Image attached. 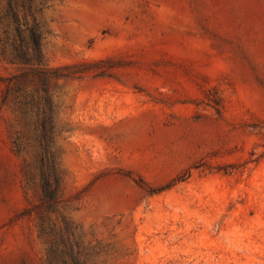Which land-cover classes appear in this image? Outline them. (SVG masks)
<instances>
[{
  "label": "rangeland",
  "instance_id": "rangeland-1",
  "mask_svg": "<svg viewBox=\"0 0 264 264\" xmlns=\"http://www.w3.org/2000/svg\"><path fill=\"white\" fill-rule=\"evenodd\" d=\"M12 1L47 73L0 59V264H264V0Z\"/></svg>",
  "mask_w": 264,
  "mask_h": 264
},
{
  "label": "trees",
  "instance_id": "trees-1",
  "mask_svg": "<svg viewBox=\"0 0 264 264\" xmlns=\"http://www.w3.org/2000/svg\"><path fill=\"white\" fill-rule=\"evenodd\" d=\"M17 3V2H16ZM16 3L8 0V5L5 9H0V59L6 62L19 65H27L30 71L38 75H45V58L42 51V33L37 22H28L21 18L16 9ZM22 5L24 1L20 0ZM0 102L5 103L9 99L12 100L16 109L23 117L28 115V106L35 104L32 94L24 91L20 84L11 85L10 82L5 83V86L0 93ZM45 98H48L46 95ZM42 135L46 133L47 127L45 119H41ZM16 152H20V144H15ZM40 173L43 176L44 185L49 183V174L46 171L47 160L49 157L44 151H38L36 154ZM153 192V191H151ZM45 193H48L45 188Z\"/></svg>",
  "mask_w": 264,
  "mask_h": 264
}]
</instances>
